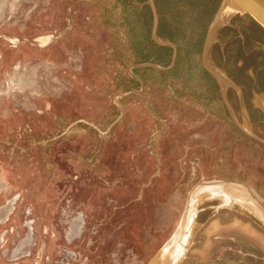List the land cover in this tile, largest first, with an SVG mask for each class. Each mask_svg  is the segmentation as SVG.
<instances>
[{
    "label": "rangeland",
    "instance_id": "1",
    "mask_svg": "<svg viewBox=\"0 0 264 264\" xmlns=\"http://www.w3.org/2000/svg\"><path fill=\"white\" fill-rule=\"evenodd\" d=\"M231 1L0 0V264H173L198 185L264 200V24ZM196 208L175 264H264L246 207Z\"/></svg>",
    "mask_w": 264,
    "mask_h": 264
},
{
    "label": "bare ground",
    "instance_id": "2",
    "mask_svg": "<svg viewBox=\"0 0 264 264\" xmlns=\"http://www.w3.org/2000/svg\"><path fill=\"white\" fill-rule=\"evenodd\" d=\"M234 1L235 0L231 1V3H234ZM249 1L254 3V7H256L264 17V2L262 0ZM235 2H239V0ZM204 193L216 194L220 196L221 200H223L225 203L237 202L243 207H246L264 223V206L248 186L236 181H228V183L215 181L198 185L196 188H194L191 194L187 209L183 215L179 227L160 252V257L162 259L164 257L167 258L170 256L169 261L175 264L177 259L182 256L185 249V242L189 236L190 225L194 218L195 211L197 210L196 203L198 197Z\"/></svg>",
    "mask_w": 264,
    "mask_h": 264
},
{
    "label": "water",
    "instance_id": "3",
    "mask_svg": "<svg viewBox=\"0 0 264 264\" xmlns=\"http://www.w3.org/2000/svg\"><path fill=\"white\" fill-rule=\"evenodd\" d=\"M229 1V0H228ZM263 2H264V0H262ZM242 6H247L248 8H250L257 16H258V18L262 21V23L264 24V17L262 16V14L259 12V10L256 8V7H254V5H252V4H249V3H245V4H242V5H240L239 7H242ZM158 42H162V41H159L158 40ZM207 66V65H206ZM209 69H211L209 66H207ZM236 182H238V183H241V184H244V185H246V186H248L249 188H250V190H252V192L255 194V196L259 199V201L261 202V204L264 206V200L258 195V193H256L255 191H254V189L252 188V187H250L247 183H244V182H242V181H236Z\"/></svg>",
    "mask_w": 264,
    "mask_h": 264
}]
</instances>
